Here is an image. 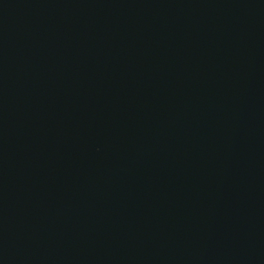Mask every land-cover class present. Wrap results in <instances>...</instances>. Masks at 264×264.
Returning <instances> with one entry per match:
<instances>
[{
    "label": "water",
    "instance_id": "obj_1",
    "mask_svg": "<svg viewBox=\"0 0 264 264\" xmlns=\"http://www.w3.org/2000/svg\"><path fill=\"white\" fill-rule=\"evenodd\" d=\"M0 264H264V0H0Z\"/></svg>",
    "mask_w": 264,
    "mask_h": 264
}]
</instances>
